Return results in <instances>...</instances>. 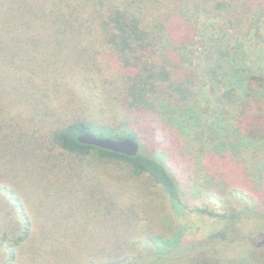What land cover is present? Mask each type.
<instances>
[{
    "label": "trees",
    "instance_id": "1",
    "mask_svg": "<svg viewBox=\"0 0 264 264\" xmlns=\"http://www.w3.org/2000/svg\"><path fill=\"white\" fill-rule=\"evenodd\" d=\"M199 13L211 17L213 27L220 21L232 31L237 40L230 49L236 57L243 58L240 40L264 39V0H0V264H264L261 245L245 248L233 259L210 255L235 241L243 219L264 221V202L243 189H230L225 201L213 198L216 208H193L226 223L203 241L158 234V215L147 206L153 197L185 206L187 180L175 164L180 149L176 137L185 155L189 138L208 113L193 106L186 79L177 74L187 63L185 51L194 46ZM242 70H234L227 89L213 87L216 96L238 108V134L224 137L220 126V131L209 128L211 135L206 136L208 129L205 138L197 135L210 180L235 161L244 142L257 136L260 118L247 112L253 109L254 87H264V73ZM72 73L100 83L97 94L82 89L85 101L78 102L70 91L77 84L67 87ZM86 108L91 118L70 123L73 113ZM48 118L55 124L45 130ZM84 133L130 137L142 151L131 158L81 145L77 138ZM31 158L56 172L51 178L55 184L64 175L79 196H114L113 203L108 199L102 207L116 234L110 244L85 243L72 261L48 258L45 246L57 248L62 238L58 229L56 235L45 232L47 221L37 208L42 228L35 229L27 183L36 178L39 164L29 175L22 172ZM99 167L105 175L98 171L88 176V170ZM107 172L113 182L109 190L103 181ZM258 179L264 187V175ZM73 200L69 210L77 213L80 203ZM95 213L89 208L82 214Z\"/></svg>",
    "mask_w": 264,
    "mask_h": 264
},
{
    "label": "rangeland",
    "instance_id": "2",
    "mask_svg": "<svg viewBox=\"0 0 264 264\" xmlns=\"http://www.w3.org/2000/svg\"><path fill=\"white\" fill-rule=\"evenodd\" d=\"M211 20L213 19L204 13L198 14V30L194 46L185 51L184 61H187V63L182 66L177 74L182 79H186L184 85L188 92L193 94V98H191L193 106H197L201 114L204 111L208 113V117L203 120L201 128L194 130V134L189 138L191 148L189 147L185 151V155L181 154V139L179 140L176 137V143L177 146H180H178L180 149L177 152L178 157L174 158L175 164L180 172L186 173L185 180H187L184 181L185 189L188 192L183 201L185 206L173 207L160 197H153L156 199L147 204L150 208L152 207L153 214L158 215L157 221L160 225L158 234L169 238L180 237L189 242L206 240L212 234L222 230L226 224L225 221L218 218L194 212L193 208L195 206L216 208L217 205L213 200H227L231 195L229 190L235 188L243 189L264 202V187L258 181L261 174L264 175V87L263 89L254 87L252 93L255 97L251 99L253 100L251 102L253 109L247 112L248 116L253 117L257 114V117L260 118V125L256 126L258 132L255 139L244 142L239 147V153L235 161L233 160L228 165L220 167L219 171L215 172L217 177L214 180L208 178L209 169L205 166V160L201 161L202 156L200 155L202 154L199 151L203 148V144L197 135L204 136L208 133L209 128L213 129L214 127H218L220 131V126H222L221 135L230 139L231 135H237L238 130H240L239 125L235 123L236 118H240L238 108L231 106L232 104L227 100L216 96L213 87L227 89L234 70L239 68H244L242 71L251 72L253 75L264 73V39L261 41L258 39L240 40L243 44L241 51H244L241 59L239 54L237 57L231 54L232 50L230 48L235 45L237 40L232 31L224 28V23L220 21H217L216 27H213ZM221 52H229L230 56L226 57ZM69 54L75 53L70 51ZM79 59L78 57L74 58L76 61ZM68 80L67 87L69 89L73 86V83L77 84V87L73 90L70 89V91L78 102L85 101V98L82 97V89L97 94V87L100 84L98 82L94 83L89 76L79 73L69 74ZM69 89L66 90V94L70 92ZM241 93L242 97L243 94ZM93 102L91 101L92 106ZM76 113L77 111L72 114L70 123L79 119L91 118L87 108L78 114ZM54 122L55 120L48 118L43 129L47 130L50 125L54 126ZM36 124L40 125L38 121ZM210 129L209 134L206 136L211 135ZM26 148L28 151L32 150L30 147ZM79 151L82 150L79 149ZM33 160L32 158L28 160L22 172L29 175L30 171L35 170V166L39 164L36 178L32 177L28 180L29 182L27 181V187L31 194L30 210L35 229L42 228L39 213L47 221L45 232L48 235H56L55 230L58 229L57 231L60 230V233L57 236L62 238V241L55 243L57 248L51 245L45 246L48 258L52 262L58 260L62 262L72 261L79 258L81 245L83 246L85 243L91 245L110 244L112 236L116 234H113L112 230L113 221L109 219L106 210L102 207L108 204V199L110 203H113L114 196L105 193H98L97 197L90 199L87 195L79 196L81 192L74 189L69 181L64 178V175H61V182L57 181L61 184L60 187V184H55L56 180H51L52 177L57 176L56 172H52V169H49V165L46 163H40L39 159H37L38 163L35 162L36 164ZM95 170H88V176L98 171L105 175L103 167ZM63 172L67 173L66 171ZM106 174L103 181L106 190H109V187L113 184L111 182L112 174L111 172ZM231 182L236 183V186H231ZM136 183H144V181L140 182L138 180ZM227 185H229V189H227ZM67 186H69V190H67ZM85 190L91 192L95 189L93 187ZM77 191L79 192L78 196H74L73 194ZM52 193L58 194L56 199L52 198ZM73 199H77L80 203V209L77 213H72L69 210L70 203L75 202ZM188 205L192 209L186 208ZM89 208L96 209L94 216L87 217L82 214ZM101 223L105 224L103 228L100 226ZM239 229L241 233L236 236L233 243L224 244L214 249V252L210 255L214 254L217 257L233 259L245 248L264 246V221L247 217L241 221ZM117 231L121 233L123 228L119 227ZM98 236L99 241L96 240Z\"/></svg>",
    "mask_w": 264,
    "mask_h": 264
},
{
    "label": "water",
    "instance_id": "3",
    "mask_svg": "<svg viewBox=\"0 0 264 264\" xmlns=\"http://www.w3.org/2000/svg\"><path fill=\"white\" fill-rule=\"evenodd\" d=\"M77 140L81 145L96 147L131 158L138 156L142 151L141 144L130 137L117 140L112 137H101L93 133H84L78 136Z\"/></svg>",
    "mask_w": 264,
    "mask_h": 264
}]
</instances>
